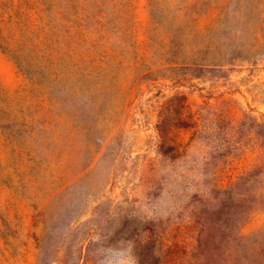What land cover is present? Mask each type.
<instances>
[{"label": "rangeland", "instance_id": "1", "mask_svg": "<svg viewBox=\"0 0 264 264\" xmlns=\"http://www.w3.org/2000/svg\"><path fill=\"white\" fill-rule=\"evenodd\" d=\"M140 252L264 264V0H0V264Z\"/></svg>", "mask_w": 264, "mask_h": 264}, {"label": "trees", "instance_id": "2", "mask_svg": "<svg viewBox=\"0 0 264 264\" xmlns=\"http://www.w3.org/2000/svg\"><path fill=\"white\" fill-rule=\"evenodd\" d=\"M173 124H171L170 122L166 124V127L169 129L170 127H172ZM189 126H191V124H189ZM139 257V261L140 264H155V261L153 260V256L148 254V253H144L142 254L141 252L138 254Z\"/></svg>", "mask_w": 264, "mask_h": 264}]
</instances>
